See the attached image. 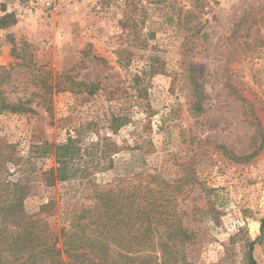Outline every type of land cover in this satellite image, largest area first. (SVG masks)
<instances>
[{"label": "rangeland", "instance_id": "obj_1", "mask_svg": "<svg viewBox=\"0 0 264 264\" xmlns=\"http://www.w3.org/2000/svg\"><path fill=\"white\" fill-rule=\"evenodd\" d=\"M23 3L0 8L17 19L0 26V98L33 112L0 114V179L28 187L27 214L56 199L59 231L94 207L88 184L44 183L57 163L39 147L80 132L97 183L154 176L173 191L189 237L142 264H248L255 241L264 264V0Z\"/></svg>", "mask_w": 264, "mask_h": 264}, {"label": "trees", "instance_id": "obj_2", "mask_svg": "<svg viewBox=\"0 0 264 264\" xmlns=\"http://www.w3.org/2000/svg\"><path fill=\"white\" fill-rule=\"evenodd\" d=\"M16 24L17 19L11 14L0 19L3 28ZM5 111L33 112V109L22 101L9 103L1 97L0 114ZM112 128L118 130V127ZM79 134L59 145L39 147L44 154L53 152L57 163V167L44 173V183L48 188L71 181L88 184L97 200L94 207L82 209L72 218L69 229L62 227L57 231L56 224L50 221L56 199L43 204L40 213L29 215L25 211L28 187L21 181L0 179V189L6 193L5 200H0V264H123L105 258L110 247L116 248L129 264H135L137 259L141 261L138 264L154 259L160 250L171 257L177 249V238L189 235L170 208L173 191L169 184L154 176L138 185L121 186L122 181L114 186L97 183L93 179L96 176L93 167L82 159ZM255 243L249 247L248 264H257L253 254ZM86 248L100 252L102 262Z\"/></svg>", "mask_w": 264, "mask_h": 264}, {"label": "built area", "instance_id": "obj_3", "mask_svg": "<svg viewBox=\"0 0 264 264\" xmlns=\"http://www.w3.org/2000/svg\"><path fill=\"white\" fill-rule=\"evenodd\" d=\"M65 0H25L23 5L34 10L46 9L56 11Z\"/></svg>", "mask_w": 264, "mask_h": 264}, {"label": "crops", "instance_id": "obj_4", "mask_svg": "<svg viewBox=\"0 0 264 264\" xmlns=\"http://www.w3.org/2000/svg\"><path fill=\"white\" fill-rule=\"evenodd\" d=\"M25 0H0V8L1 6L6 7L7 12H11V10H13V7L15 6L20 7V5L22 4V2Z\"/></svg>", "mask_w": 264, "mask_h": 264}]
</instances>
